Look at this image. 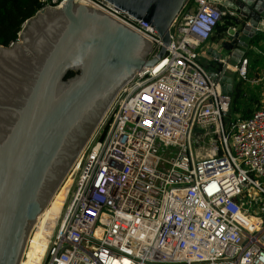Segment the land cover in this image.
Instances as JSON below:
<instances>
[{
	"label": "built area",
	"instance_id": "obj_1",
	"mask_svg": "<svg viewBox=\"0 0 264 264\" xmlns=\"http://www.w3.org/2000/svg\"><path fill=\"white\" fill-rule=\"evenodd\" d=\"M74 1L137 30L157 54L161 37L147 21L105 0ZM227 12L188 1L164 55L118 89L55 189L72 178L40 264H264V103L226 117L221 80L233 70L264 83V72L248 76L246 52L213 64L207 49L221 50L223 37L210 39Z\"/></svg>",
	"mask_w": 264,
	"mask_h": 264
},
{
	"label": "water",
	"instance_id": "obj_2",
	"mask_svg": "<svg viewBox=\"0 0 264 264\" xmlns=\"http://www.w3.org/2000/svg\"><path fill=\"white\" fill-rule=\"evenodd\" d=\"M105 1L153 26L162 41L156 55L137 30L74 0L40 8L15 40L0 44V264H20L30 229L73 157L118 89L164 55L170 26L189 0ZM214 1L234 11L216 27L224 25L220 49L237 61L260 33L264 0ZM207 51L216 65L220 51ZM221 80L231 93L233 78Z\"/></svg>",
	"mask_w": 264,
	"mask_h": 264
},
{
	"label": "rangeland",
	"instance_id": "obj_3",
	"mask_svg": "<svg viewBox=\"0 0 264 264\" xmlns=\"http://www.w3.org/2000/svg\"><path fill=\"white\" fill-rule=\"evenodd\" d=\"M155 49H156V47H155V45H153V48H152V51L150 52V54H152L155 51ZM226 52H227V50L224 48H222L220 50V53L222 56H224L226 54ZM246 55H247L248 61H249L248 76L249 77L261 76L264 72V42L259 41L255 45L251 43V45L246 49ZM231 62H233V61L231 60ZM226 72L233 76L235 82L239 81L240 77L238 76V74L236 72H234L232 70H226ZM242 85H243L244 91H246V94H247L246 96L252 95L254 93V95L258 99V102H261V104L264 103V83H262V81H259L257 83H252L250 81H243ZM233 89H234V87H233ZM256 102H257V100L253 101V107H254ZM207 141H208V139H206V142ZM198 150L200 152V149H198ZM73 158L75 159L76 157H73ZM74 159H72V161H74ZM69 167L70 166H68L66 172L68 171ZM71 179L72 178L69 177L68 181H66L65 184L62 187H60L55 198L52 199L49 202V204L46 206L47 211H52L54 209V207H57L58 213L60 212V209L62 208V205H63V200L66 197L68 182H70ZM260 180H261L262 184H264V177H260ZM52 212L55 214L54 211H52ZM53 225L54 224H51L48 226L44 225L43 218H41V215H40V217L38 218V221L35 225V226H37L36 230L34 232L32 231V233L30 235V238H29L30 244H29L28 248H25L21 264H40L42 254L44 252V249H45V246H46V243L48 240L47 234L51 231V228Z\"/></svg>",
	"mask_w": 264,
	"mask_h": 264
},
{
	"label": "trees",
	"instance_id": "obj_4",
	"mask_svg": "<svg viewBox=\"0 0 264 264\" xmlns=\"http://www.w3.org/2000/svg\"><path fill=\"white\" fill-rule=\"evenodd\" d=\"M190 3H192V0H189ZM42 6L41 0H0V44L7 45L15 40L23 22ZM225 17L230 18L231 16L227 14ZM228 21H225V23ZM216 28L220 31L224 28V25L217 26ZM263 38L264 33L260 32L250 38V43L256 44L259 41H263ZM242 82L243 80L239 79L235 83L236 85L234 84L233 86L230 107L226 113V117L233 116L236 113H239L241 117H245L258 103V99L254 93L246 96L247 94L244 91ZM254 100H257V102L253 107Z\"/></svg>",
	"mask_w": 264,
	"mask_h": 264
},
{
	"label": "bare ground",
	"instance_id": "obj_5",
	"mask_svg": "<svg viewBox=\"0 0 264 264\" xmlns=\"http://www.w3.org/2000/svg\"><path fill=\"white\" fill-rule=\"evenodd\" d=\"M59 189H60V188H59ZM59 189H58V190H59ZM58 190L55 191V192L53 193V195L49 198V200L47 201V203L45 204V206L42 208V210H41V211L39 212V214L37 215V217H36V221H35L34 225L32 226V228H31V230H30V233H29V235H28L27 240H29L30 235H31V233H32V231H33V227L36 225V223H37L38 218L40 217V215H41V218H43L44 225L48 226V225H51V224H54V223H55L56 218H57L58 215H59L57 207H54V209L52 210V211L55 212V214H54L52 211H47V210H46V206L49 204V202H50L52 199L55 198V196H56ZM43 211H44V212H43ZM42 212H43V213H42ZM24 251H25V248H24ZM24 251H23V254H24ZM23 254H22L21 258H20V263H21V261H22Z\"/></svg>",
	"mask_w": 264,
	"mask_h": 264
},
{
	"label": "crops",
	"instance_id": "obj_6",
	"mask_svg": "<svg viewBox=\"0 0 264 264\" xmlns=\"http://www.w3.org/2000/svg\"><path fill=\"white\" fill-rule=\"evenodd\" d=\"M194 8V6L193 5H189V9L190 10H192ZM220 35H219V33H218V30H217V28H215V31H214V33H213V35H212V37H211V39H210V41L212 42V41H214V40H216L218 37H219ZM255 45V44H254ZM233 61V63L234 62H236V61H234V60H232ZM249 66V65H248ZM248 69H249V67H248ZM233 71V70H232ZM226 74L227 75H230L232 78H233V76L231 75V74H229V73H227L226 72ZM240 79V78H239ZM233 86H234V84L235 83H237V81L235 82V80H234V78H233ZM233 90V89H232Z\"/></svg>",
	"mask_w": 264,
	"mask_h": 264
},
{
	"label": "snow or ice",
	"instance_id": "obj_7",
	"mask_svg": "<svg viewBox=\"0 0 264 264\" xmlns=\"http://www.w3.org/2000/svg\"><path fill=\"white\" fill-rule=\"evenodd\" d=\"M144 99H145V100H148V101L151 100V98H150V97H147V96H145ZM145 123H149V124H150L151 122H150V121H145Z\"/></svg>",
	"mask_w": 264,
	"mask_h": 264
}]
</instances>
